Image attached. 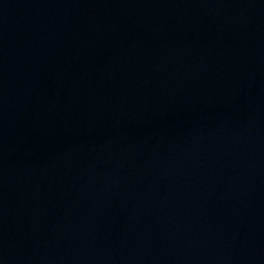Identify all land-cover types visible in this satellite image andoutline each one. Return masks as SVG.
<instances>
[{"label":"water","instance_id":"95a60500","mask_svg":"<svg viewBox=\"0 0 264 264\" xmlns=\"http://www.w3.org/2000/svg\"><path fill=\"white\" fill-rule=\"evenodd\" d=\"M0 264H264V0H0Z\"/></svg>","mask_w":264,"mask_h":264}]
</instances>
